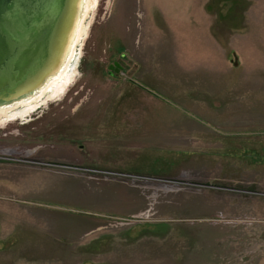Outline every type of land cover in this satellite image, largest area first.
<instances>
[{"label": "rangeland", "instance_id": "374dc122", "mask_svg": "<svg viewBox=\"0 0 264 264\" xmlns=\"http://www.w3.org/2000/svg\"><path fill=\"white\" fill-rule=\"evenodd\" d=\"M85 8L0 109V264H264V0Z\"/></svg>", "mask_w": 264, "mask_h": 264}, {"label": "water", "instance_id": "95a60500", "mask_svg": "<svg viewBox=\"0 0 264 264\" xmlns=\"http://www.w3.org/2000/svg\"><path fill=\"white\" fill-rule=\"evenodd\" d=\"M71 0H0V96L29 87L53 60Z\"/></svg>", "mask_w": 264, "mask_h": 264}, {"label": "bare ground", "instance_id": "6f19581e", "mask_svg": "<svg viewBox=\"0 0 264 264\" xmlns=\"http://www.w3.org/2000/svg\"><path fill=\"white\" fill-rule=\"evenodd\" d=\"M85 7L86 0H71L69 14L64 23L52 62L40 78L31 81L29 87H18L2 94L0 96V109L18 102L29 101L47 87L52 80L58 78L63 73L62 71H64L70 59L71 51L78 36Z\"/></svg>", "mask_w": 264, "mask_h": 264}, {"label": "crops", "instance_id": "0c3cea01", "mask_svg": "<svg viewBox=\"0 0 264 264\" xmlns=\"http://www.w3.org/2000/svg\"><path fill=\"white\" fill-rule=\"evenodd\" d=\"M194 118H192V119H195V120H197V121H200V119L198 118V117H196V116H194L193 114H191ZM182 116L183 117H185V118H189L190 117V115H187L186 116V114L184 115V114H182ZM191 119V118H190ZM158 171H160V170H158ZM167 173L169 172V171H166ZM170 173V172H169Z\"/></svg>", "mask_w": 264, "mask_h": 264}, {"label": "flooded vegetation", "instance_id": "af4514ba", "mask_svg": "<svg viewBox=\"0 0 264 264\" xmlns=\"http://www.w3.org/2000/svg\"><path fill=\"white\" fill-rule=\"evenodd\" d=\"M117 70H118V67L115 66V71H117Z\"/></svg>", "mask_w": 264, "mask_h": 264}]
</instances>
